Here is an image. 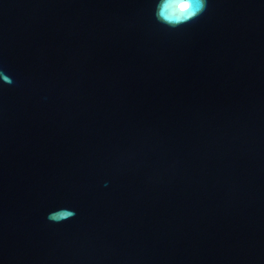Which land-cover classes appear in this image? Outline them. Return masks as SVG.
<instances>
[{
  "label": "water",
  "instance_id": "obj_1",
  "mask_svg": "<svg viewBox=\"0 0 264 264\" xmlns=\"http://www.w3.org/2000/svg\"><path fill=\"white\" fill-rule=\"evenodd\" d=\"M158 2L0 0V264H264V0Z\"/></svg>",
  "mask_w": 264,
  "mask_h": 264
},
{
  "label": "clouds",
  "instance_id": "obj_2",
  "mask_svg": "<svg viewBox=\"0 0 264 264\" xmlns=\"http://www.w3.org/2000/svg\"><path fill=\"white\" fill-rule=\"evenodd\" d=\"M207 10V0H159L155 15L159 22L170 28H178L181 25L199 18ZM0 77L9 85L13 83L10 77L0 70ZM74 211L59 209L49 214L52 222H62L72 218Z\"/></svg>",
  "mask_w": 264,
  "mask_h": 264
}]
</instances>
